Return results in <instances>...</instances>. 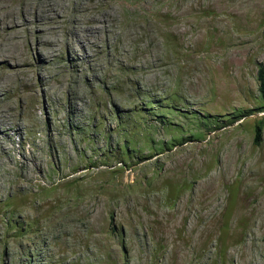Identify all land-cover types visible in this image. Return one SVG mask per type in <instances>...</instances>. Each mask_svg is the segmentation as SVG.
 <instances>
[{
    "label": "rangeland",
    "instance_id": "obj_1",
    "mask_svg": "<svg viewBox=\"0 0 264 264\" xmlns=\"http://www.w3.org/2000/svg\"><path fill=\"white\" fill-rule=\"evenodd\" d=\"M13 6L0 264H264V0Z\"/></svg>",
    "mask_w": 264,
    "mask_h": 264
},
{
    "label": "bare ground",
    "instance_id": "obj_2",
    "mask_svg": "<svg viewBox=\"0 0 264 264\" xmlns=\"http://www.w3.org/2000/svg\"><path fill=\"white\" fill-rule=\"evenodd\" d=\"M15 9H14V6L13 8H6L4 11H0V27H3V33H6L8 32V36L10 37L11 39V44L13 43H17L19 42V40L14 37V35L16 34L17 31H19L21 28L23 29L25 27V25L23 23H21L20 21H18V18L16 17V15L14 14L15 13ZM10 13H13L11 16L9 15ZM27 13V11H26ZM19 16V15H18ZM24 16V19L26 21V23L28 22V19L27 17L25 16V14L23 15ZM43 25V24H42ZM43 37V40L42 42H49L48 41V37L46 38V33L45 32H42L40 34V38ZM8 42V41H7ZM11 44H7L5 43L6 45V49H3L1 50L0 49V55H4L6 57H8L7 59L8 60H13L15 61V64H13L12 66L10 65V69L9 71L5 72L4 75H3V80L8 83V81L12 78V74H14L15 72L17 73V71L19 70V68L21 67L22 68V65L19 64L18 62H16L15 58L13 56H7L5 54V52L7 53H10V48H13V46ZM40 44V43H39ZM45 44V43H44ZM47 46V45H46ZM4 47V46H3ZM2 47V48H3ZM15 48V47H14ZM15 50V49H14ZM13 50V51H14ZM37 52H38V55L40 57V59L44 58V55L46 54L47 50L45 47H37L36 48ZM7 53V54H8ZM19 53V51H18ZM16 55V53H14ZM4 125L3 124V121L0 120V126ZM2 128V127H1ZM3 129V128H2Z\"/></svg>",
    "mask_w": 264,
    "mask_h": 264
},
{
    "label": "trees",
    "instance_id": "obj_3",
    "mask_svg": "<svg viewBox=\"0 0 264 264\" xmlns=\"http://www.w3.org/2000/svg\"><path fill=\"white\" fill-rule=\"evenodd\" d=\"M257 82H258V93H259V106H257L255 109H251L244 112V114H239L238 116H235L232 119L235 120L236 118H246L252 115L254 112L264 113V64L262 63L259 64L258 66ZM210 122H211L210 119L203 120L204 125ZM262 133H263V128L260 124H258L255 129V138H254L256 144H259L261 142Z\"/></svg>",
    "mask_w": 264,
    "mask_h": 264
}]
</instances>
